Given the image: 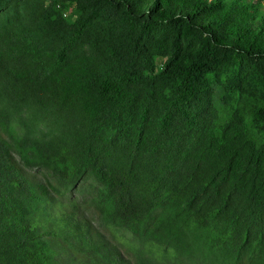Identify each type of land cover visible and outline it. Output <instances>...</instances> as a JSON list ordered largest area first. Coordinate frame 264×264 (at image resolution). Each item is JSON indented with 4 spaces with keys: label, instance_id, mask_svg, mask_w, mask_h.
<instances>
[{
    "label": "trees",
    "instance_id": "1",
    "mask_svg": "<svg viewBox=\"0 0 264 264\" xmlns=\"http://www.w3.org/2000/svg\"><path fill=\"white\" fill-rule=\"evenodd\" d=\"M0 264H264V0H0Z\"/></svg>",
    "mask_w": 264,
    "mask_h": 264
},
{
    "label": "rangeland",
    "instance_id": "2",
    "mask_svg": "<svg viewBox=\"0 0 264 264\" xmlns=\"http://www.w3.org/2000/svg\"><path fill=\"white\" fill-rule=\"evenodd\" d=\"M94 185H95V183L92 180L84 179L78 185L75 186L73 194L77 195V196L89 195V194H91Z\"/></svg>",
    "mask_w": 264,
    "mask_h": 264
}]
</instances>
